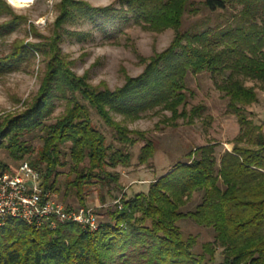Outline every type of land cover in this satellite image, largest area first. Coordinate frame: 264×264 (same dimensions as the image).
<instances>
[{"label":"trees","instance_id":"1","mask_svg":"<svg viewBox=\"0 0 264 264\" xmlns=\"http://www.w3.org/2000/svg\"><path fill=\"white\" fill-rule=\"evenodd\" d=\"M119 2L116 9L62 0L52 35L40 42L16 40L0 55V75L29 65L37 54L47 60L38 93L23 110L0 121V147L17 162L27 158L54 192L60 190L59 177L65 172L64 195L72 192L85 204L86 190L93 184L122 187L115 169L132 164L130 145L144 141L138 164L148 162L156 150L153 138L128 128L114 115L134 121L161 109L171 112L169 119L182 116L191 122L205 106L186 109V78L188 73L208 71L239 124L232 149L218 154L217 142L197 147L150 182L147 191L123 194L120 203L104 211L93 231L74 222L50 228L8 218L0 226V264H264V125L247 110L259 97L256 87L246 83L256 80L264 87V0H203L212 12L235 11L222 24L185 30L183 19L191 0ZM115 12L130 14L135 23L154 31L173 28L175 35L168 47L147 60L140 75L128 76L115 89L93 86L71 68L72 61L59 45V27L82 18L108 33L107 26L115 25L119 17ZM2 16L6 19L0 23V38L24 19L6 0H0ZM33 30L36 26L31 24L29 31ZM57 100L65 102V109L51 121ZM92 110L121 146L108 142L94 124ZM35 130L41 142L38 149L32 142ZM16 167L0 158V173ZM195 192H201V200L194 209L183 211ZM100 200L106 201L104 194ZM184 217L214 229V238L200 251L197 236H185L178 225Z\"/></svg>","mask_w":264,"mask_h":264},{"label":"rangeland","instance_id":"2","mask_svg":"<svg viewBox=\"0 0 264 264\" xmlns=\"http://www.w3.org/2000/svg\"><path fill=\"white\" fill-rule=\"evenodd\" d=\"M14 12L24 17L20 26L13 32L0 38V55L6 54L16 40L24 42L44 41L56 27L57 19L61 13L58 7L62 0H31L24 4L10 2ZM93 6H113L120 9L119 0H84ZM183 19V29H204L207 26H215L225 22L231 16L233 9H218L212 12L203 4V0H191ZM119 17L115 25H108V33H105L93 23L77 18L62 23L59 27L61 38L59 41L62 52L72 61L71 68L79 76H85L93 86H108L111 89L122 86L128 76L140 75L147 60L155 53L164 50L171 43L175 30L167 28L162 31H154L137 24L130 14L115 12ZM6 16L0 17V23ZM36 26V32L29 31L30 25ZM111 35V36H109ZM144 58V61L141 60ZM47 60L37 54L34 60L20 69L0 75V121L7 115L23 110L26 102L32 100L38 93L42 77L46 72ZM188 87V101L186 109L194 106H205L202 114L196 116L191 122L188 118L178 117L169 119L171 112L168 110L154 109L147 111L134 121H124L123 116L115 114L116 120L123 122L130 129L143 131L147 137L156 141L154 156L144 164H138V154L144 141L139 140L130 145L132 152V164L128 167L118 166L122 189L105 186L99 188L93 184L86 190L85 204H80L76 194L70 192L65 196L66 184L65 172L60 174V190L55 193L56 199L66 207L91 209L99 220L108 207L120 203L123 194L132 196L137 191H147L150 182L168 172L176 163L187 159L188 153L194 152L208 142H217V153L224 149H232V140L239 131V124L234 114L227 110L228 98L220 91L215 83V77L208 71L188 73L186 78ZM247 85L256 87L259 101L247 106L258 122L264 125V87L256 80H247ZM65 109V102L57 100L50 120H55ZM92 120L107 136L108 142L115 147L121 144L114 139L113 130L107 126L92 110ZM32 135L35 148L40 146V139L35 130ZM0 158L9 165L16 167L19 161H15L3 147H0ZM28 160L27 158H24ZM69 166L64 168L68 170ZM111 191V192H110ZM100 194H104L106 201L100 200ZM114 195V196H113ZM201 192H195L190 200L181 208L189 211L196 207L201 200ZM117 197V198H115ZM121 206V205H120ZM185 236L196 235L198 238L197 250H201L205 241L214 238V229L197 223L190 217L178 220ZM221 248H219L220 252ZM219 256V254H218Z\"/></svg>","mask_w":264,"mask_h":264},{"label":"built area","instance_id":"3","mask_svg":"<svg viewBox=\"0 0 264 264\" xmlns=\"http://www.w3.org/2000/svg\"><path fill=\"white\" fill-rule=\"evenodd\" d=\"M8 218L50 228L67 222L77 223L87 231L99 227L91 209L70 208L59 202L54 191L44 185L42 172L26 159L19 161L14 172L0 173V226Z\"/></svg>","mask_w":264,"mask_h":264},{"label":"bare ground","instance_id":"4","mask_svg":"<svg viewBox=\"0 0 264 264\" xmlns=\"http://www.w3.org/2000/svg\"><path fill=\"white\" fill-rule=\"evenodd\" d=\"M13 1L18 4H24L26 2V0H13Z\"/></svg>","mask_w":264,"mask_h":264},{"label":"snow or ice","instance_id":"5","mask_svg":"<svg viewBox=\"0 0 264 264\" xmlns=\"http://www.w3.org/2000/svg\"><path fill=\"white\" fill-rule=\"evenodd\" d=\"M10 2H13V0H10ZM26 2H29V3H30V2H31V0H26Z\"/></svg>","mask_w":264,"mask_h":264}]
</instances>
